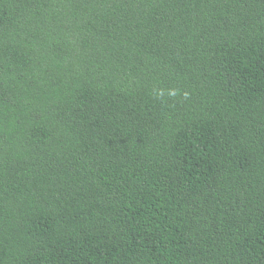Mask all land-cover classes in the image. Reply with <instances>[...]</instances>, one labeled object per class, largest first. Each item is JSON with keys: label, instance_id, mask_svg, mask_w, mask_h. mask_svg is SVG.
I'll return each instance as SVG.
<instances>
[{"label": "trees", "instance_id": "obj_1", "mask_svg": "<svg viewBox=\"0 0 264 264\" xmlns=\"http://www.w3.org/2000/svg\"><path fill=\"white\" fill-rule=\"evenodd\" d=\"M0 264H264V0H0Z\"/></svg>", "mask_w": 264, "mask_h": 264}]
</instances>
